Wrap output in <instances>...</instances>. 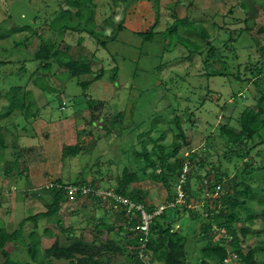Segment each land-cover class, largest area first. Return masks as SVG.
<instances>
[{"label":"rangeland","instance_id":"374dc122","mask_svg":"<svg viewBox=\"0 0 264 264\" xmlns=\"http://www.w3.org/2000/svg\"><path fill=\"white\" fill-rule=\"evenodd\" d=\"M93 2L94 18L80 24L84 31L61 33L59 23L51 25L59 13L60 0H0V116L9 112L11 88L18 86L30 93L26 101L30 107L27 117L14 109L0 118L6 144V149L0 153V227L12 232L26 216L45 211L53 198L45 187L57 179L66 183L95 179L97 183L93 187L102 197L99 208L85 197L65 199L59 206L57 222L54 218H42L37 227L27 222L22 229L24 242L20 238L7 242L4 250L19 264L30 262L28 235L36 233L40 237L39 263L44 260L43 263L70 264L54 257L44 259L42 254L54 244L65 247L80 239L104 241L105 229H95L104 215L108 224L113 222L118 227L124 223L119 211H110L114 207L111 198L114 192L106 189L117 186L124 168L139 176L138 182L128 186L131 195L141 196L146 206L166 204V190L157 176L158 164L153 170L143 168L144 161L137 155L145 149L153 153L157 162L158 147L166 146V156L176 143L180 149L175 157L168 158L170 162L174 158L186 159L191 152L198 153L203 160L201 167L198 164L193 167L194 176L200 177L192 178L190 189L197 192L188 199L195 208L193 211L199 212V216L202 214L201 218L191 217L187 211L183 213L180 206L177 207L179 215L171 208L165 211L167 224L175 214L178 216L172 231L185 236L188 262L195 263L206 240H201L200 232L202 223L207 222L205 208L215 206L219 210L224 206L222 199L214 200L216 196L223 197L222 191L235 196L234 187L241 178L251 186L255 196H264V190L261 192L264 170H260L264 167V143H261L264 133L248 143L247 148L253 145L254 149L244 156L247 166L234 155L232 159L224 156V144L218 135L219 125L229 123L237 128L240 113L247 107L256 109L258 97L262 90L264 92V75L253 81L254 77L245 70L250 64L264 65V0ZM243 2L245 7L241 5ZM174 14L179 19L196 20V27L179 29L169 36L166 30L174 22ZM25 23L33 25L36 34L26 29L10 33L14 31L13 25L18 28ZM119 24L121 31L117 30ZM199 24L208 33L215 53L220 54L213 64L204 63L207 49L197 31ZM247 26L251 28L247 30ZM151 28L156 32L154 38L145 41L138 32ZM89 30L95 32V36L92 37ZM229 33L235 41L225 45ZM114 34L116 40L106 42V37ZM96 36L105 41L104 47ZM40 37L55 42L59 50H67L74 59L91 62L93 71L100 73L101 70L103 77L98 81H92L93 75L70 78L57 63H52L48 73L42 71L41 62L34 59ZM182 38L184 45L176 43ZM15 41L22 43L15 46ZM195 42L199 44L197 49ZM115 66L118 73L113 81ZM224 67L230 75H206ZM237 73L242 82L237 81ZM83 81H91L87 89L80 86ZM53 88L58 91L48 92ZM89 100L104 104L98 111L100 119L93 124H89ZM118 115H121L120 122L115 120ZM176 121L186 136L185 143L176 137L180 132ZM76 143L82 151L75 157L63 159L62 146ZM251 164L255 170L246 175L252 169ZM216 166L226 174L221 182L222 191L219 195H207L206 186L213 180ZM170 193L175 194V185L170 186ZM238 198L240 202L243 200L242 196ZM202 203L208 205L202 208ZM247 204L256 214L250 227L263 230L262 209L254 201ZM243 225L242 221L235 223L237 228ZM46 229L50 234H45ZM215 232L218 239L227 234L218 230L216 224L212 236ZM115 234L116 231L108 238H116ZM124 235L121 231L119 238ZM258 241L262 242V238L250 236L243 249L246 251ZM105 256L110 258L111 264L131 263L123 255L110 252ZM4 259L5 255L0 253V262ZM145 260L151 262L149 258ZM230 260L231 264H239L234 263L233 257Z\"/></svg>","mask_w":264,"mask_h":264},{"label":"trees","instance_id":"16d2710c","mask_svg":"<svg viewBox=\"0 0 264 264\" xmlns=\"http://www.w3.org/2000/svg\"><path fill=\"white\" fill-rule=\"evenodd\" d=\"M114 4H117L118 0H112ZM123 1V0H122ZM151 1V0H149ZM195 1V0H194ZM63 2V3H62ZM62 4V5H61ZM242 6H246L243 2ZM94 9L95 3L93 0H60L59 4V13L57 15L56 20L52 21V26H56L59 23V30L61 33L63 32H72V33H80L84 31L80 28V24L83 22L87 24L92 21L94 18ZM73 10V11H72ZM174 16V22L167 28L166 32L169 36H172L178 32L179 29L188 30V28L193 29L196 27V20H189L187 17L179 19V16ZM157 24V21L155 25ZM199 28L197 29L199 36L203 39V47L207 49V55L205 56L204 63L208 65V63H214L216 59L219 58L218 54L215 53V47L212 41H209V35L206 30L201 25H197ZM14 31L10 33L18 32L19 30H29L30 34H36L37 30H32L33 25L24 24L20 27L12 26ZM154 27V26H153ZM249 30L251 27H245ZM123 28L119 24L117 30L121 31ZM99 34L100 33V30ZM9 33V31H8ZM91 36H95V32L89 30L88 32ZM156 32H154L153 28L147 30L146 32H138L139 35L143 37L145 41H152ZM167 35V36H168ZM1 37V36H0ZM98 43H102L104 47L106 45L105 41H100L98 36L95 37ZM27 40V37L25 38ZM116 40L115 34L111 37H106V42H113ZM182 38L181 40H177L176 43H180L184 45ZM235 39L229 33V38L225 41L226 44L232 45ZM22 42L15 41V46H19ZM196 49L199 47V44L196 43ZM203 52V51H201ZM64 58V59H63ZM34 59L41 62L40 68L42 71L48 73L51 69L52 63H57L59 67H63L65 69L64 74H68L70 78H79L83 75H93L92 81H98L103 77V72L100 70V73L94 72L92 69V63L86 61V59H74L68 51L59 50L56 46L55 42L49 39H43L40 37V45L38 49L34 52ZM1 62V61H0ZM226 63L225 61L223 64ZM222 64V63H221ZM226 68L223 70H215L211 73H206L207 76H215V75H230L226 73ZM250 74L254 77L253 81L256 78L264 75V65H256L250 64L249 68H245ZM111 80L115 81L118 73V66H115L112 69ZM237 81L242 82L239 74L235 75ZM249 81V79L247 80ZM252 81V82H253ZM91 81H83L80 82V86L83 89H87ZM256 85L255 82H253ZM264 89V88H263ZM12 92L10 98V107L9 112L4 114L1 117L8 116L14 109H18L21 111L25 117L29 115L30 107L26 104V101L30 99V93L22 90L21 87H13L10 89ZM58 89L53 88L48 92H56ZM263 91V90H262ZM260 93L256 103V109L247 107L241 113L239 118L236 120L237 128L234 126H230L229 123L222 124L218 126V135L223 141L224 144V156L226 158L232 159L234 155L235 158L241 159L244 161V164L247 166V158L244 156L249 155L250 151L254 149L253 145L247 148L248 143L253 142L255 137H260L262 133H264V92ZM88 109L91 112V117L89 120V124H93L97 120H99L100 116L98 111H100V106L104 105L102 102H95L93 100L87 101ZM97 104V105H96ZM32 116H35L32 113ZM178 118V117H177ZM116 121H121V115L116 116ZM235 122V123H236ZM176 127L180 131L176 136L183 143L186 142L185 134L181 131V125L178 121L175 122ZM4 135L2 134V129L0 126V153H3L6 149V144L4 140ZM179 141V142H180ZM264 143V142H261ZM187 144V143H186ZM165 147L164 145L159 146L160 153L158 154L159 160L156 162L153 156V153H149L147 150H143V152L139 153L137 156L141 157L144 161L143 168L147 166L149 169H155L159 166L160 170L157 173L160 180V184L166 190L165 203L163 204L166 208L163 212L154 217L150 223L149 233L146 237V241L144 242V234L137 229L138 224L140 223L139 214L136 211H131L129 214H126V208L124 206H119L115 208V201L112 199V205L114 207L110 208V211L116 209L119 211L120 218L124 222L122 225L116 227V225L112 223L108 224L105 219L107 218L104 215L100 221H97L95 225L96 230L105 229L107 238L104 241L99 240V238H94L91 242L82 241L81 239L74 242L70 246H58L54 244L50 248L46 249L42 257H54L56 259H63L69 261L70 264H111L110 258L105 256L106 254L114 253L116 255H123L127 261L132 264H231V257L235 260L234 263L239 264H264V229H252L250 226L253 224L256 219V214L254 210L248 207L250 201H254L258 207L262 209L261 216L264 218V196H255L256 194L252 190L251 186L245 182V179L241 178L240 182L234 187L235 196L230 195L227 192L222 191L221 182L226 177L225 172H223L219 166L215 167L213 180L208 182V186H206L207 195H219L220 192L223 194V197L216 196L215 201L223 200L224 206L223 208L208 209L206 207L205 212V220L207 222H203L200 227L201 232V240H205L204 246L200 249V256L196 257L197 261L191 263L188 262V255L185 250V236L181 234V232L172 231V226L174 224V220L178 217L176 214L172 218L171 223H166V214L165 211L167 208H171L176 210L175 212L179 215L178 206L182 208V212H188L191 217H200L199 212H194L195 208H190L188 199L190 196H196V192L190 189V183L193 177L196 179L200 176L196 177L192 173L194 165L198 164L199 167L203 165V160L200 159V155L198 153L191 152L188 154L186 159L177 158L170 162L168 158H173L177 155L180 149V145L173 143V148L169 153L165 156ZM83 148L76 143L74 145H63L62 146V158H72L77 156ZM203 151L206 153V149ZM190 155V156H189ZM154 158V159H153ZM2 160V156H0V161ZM156 162V163H155ZM158 164V166H157ZM149 165V166H148ZM250 166V165H249ZM248 166V167H249ZM252 166V164H251ZM186 169V170H185ZM255 169L252 166V169L247 171L245 174L249 175L250 171H254ZM264 170V167L262 169ZM144 170L142 171V173ZM156 173V171H155ZM209 177V176H208ZM207 177V178H208ZM139 176L136 172L131 171L128 168H124L120 179L118 180V184L115 188H106L108 191L114 192V195L121 196L124 198H128L130 201L136 204H142L146 207L148 212H152L157 206H146L144 200L141 196L131 195L129 193L128 186L132 183L138 182ZM95 179H91L90 182H86L85 180L76 179V181H72L70 183L63 182L62 179H57L53 182L54 187L50 188L48 191H51L53 194V198L49 201L46 210L43 212H38L35 214H31L23 218L19 224L18 228L12 232H8L4 227H0V253L5 255V259L0 264H19L18 262L13 261L9 254L4 250V247L7 242H13L20 238L22 242L24 239L22 237V229L23 226L27 222H33L35 227H37V222L42 218H54L57 222V212L59 206L62 201L67 199L65 195V187L67 186H85L90 188L92 191L88 193L86 196H82L78 193L75 196L77 200L79 197H85L91 199L95 203V208H99L98 204L100 203V199L97 191L93 187L96 184ZM264 183V179L263 182ZM59 185L60 187H55ZM175 185V194L170 193V186ZM261 192L264 190V184H262ZM177 186H181V189L184 193L185 204L177 205L174 207H168L170 202H174L176 199V190ZM26 192V191H25ZM264 195V194H263ZM39 196V195H38ZM243 197V200L240 202V197ZM210 198V197H209ZM41 199V197L39 198ZM208 199V198H207ZM204 203V202H203ZM201 204L202 208L207 206L206 204ZM217 204V202H216ZM215 204V205H216ZM226 204V205H225ZM191 206V205H190ZM203 215V216H204ZM203 218V217H202ZM242 221L243 226L240 228L235 227V223ZM214 224L218 230H224L227 234L222 236L221 238H215V232L212 236V231H214ZM179 225V224H178ZM180 226V225H179ZM181 227V226H180ZM115 234L116 238H108L110 234ZM118 231V232H117ZM121 231L125 232L123 238H119ZM45 234H50V230L46 229ZM250 236H256L262 238V242H257L254 246L248 247L245 251L243 248L244 242ZM31 246L28 249V254L30 255V262L24 264H50L49 261L40 260L39 263V242L40 237L36 233H30L28 235ZM204 238V239H203ZM218 239V240H217ZM200 240V241H201ZM99 244V245H98ZM144 246L141 248V246ZM129 248V249H128ZM145 258H149L151 262L145 260ZM233 261V260H232ZM42 262V263H41ZM129 263V264H131Z\"/></svg>","mask_w":264,"mask_h":264},{"label":"built area","instance_id":"2783aa9c","mask_svg":"<svg viewBox=\"0 0 264 264\" xmlns=\"http://www.w3.org/2000/svg\"><path fill=\"white\" fill-rule=\"evenodd\" d=\"M54 184L53 182H50L49 185H47L45 188L46 190H49L50 188H53ZM55 187L59 188V185H56ZM92 190L85 186H67L65 187V195L67 198L73 199L75 196L80 193L82 196H86L88 193H90ZM115 201V208H118L119 206H124L126 208V214H129L131 211H136L139 214L140 223L137 226V229H139L144 234V242L147 240L146 237L149 233V227L152 219L158 215H160L163 210L166 208L164 205H160L159 207H156L152 212H148L146 207L142 204H136L130 201L128 198H124L121 196H116L113 194V197H111ZM185 204V197L184 193L181 189V186H177L176 190V199L174 202H170L168 204V207H176L177 205ZM188 207L192 208V206L188 205ZM144 246L142 245L141 248Z\"/></svg>","mask_w":264,"mask_h":264}]
</instances>
